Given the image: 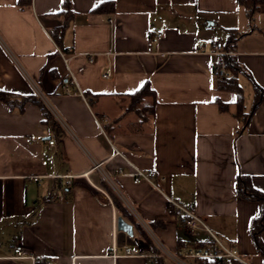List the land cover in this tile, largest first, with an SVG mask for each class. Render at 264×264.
Listing matches in <instances>:
<instances>
[{
    "label": "crops",
    "instance_id": "0c3cea01",
    "mask_svg": "<svg viewBox=\"0 0 264 264\" xmlns=\"http://www.w3.org/2000/svg\"><path fill=\"white\" fill-rule=\"evenodd\" d=\"M63 1L0 0V88L37 92L59 121L45 124L33 103L20 113L0 101V264H32L11 258L17 242L57 264H153L123 255L127 245L158 248L135 225L132 235L118 227L122 214L104 182L170 251L215 250L218 244L208 231H188L166 195L196 208L246 262L264 264L251 234L261 203L236 193L239 174L264 191V98L244 124L228 111L235 110L237 92L217 87L213 56L199 51L201 40L226 45L229 30L248 31L228 51L264 94V19H255L251 29L237 0H114L115 11L104 13L93 11L104 0H71L66 64L51 33L64 22ZM160 30L164 35L153 42ZM71 75L86 100L73 92ZM244 78L253 86L250 97ZM253 80L239 77L247 111L256 99ZM147 81L155 95L144 104H154L152 113L129 110V94ZM220 102L230 108L221 109ZM112 144L138 167L156 170L161 190L135 183ZM33 175L43 177L34 181ZM162 264L178 263L166 257Z\"/></svg>",
    "mask_w": 264,
    "mask_h": 264
},
{
    "label": "trees",
    "instance_id": "16d2710c",
    "mask_svg": "<svg viewBox=\"0 0 264 264\" xmlns=\"http://www.w3.org/2000/svg\"><path fill=\"white\" fill-rule=\"evenodd\" d=\"M239 6L244 9V12L249 20V24L251 25V29H253V22L256 19V15L260 13L264 9V0H237ZM95 12H114L115 11V1L114 0H104L100 2L94 9ZM61 13L65 15L64 22L62 25L56 27L51 30L54 40L59 45L61 50H65L64 47V37L65 32L72 20L73 10L71 8V0H64L63 7ZM248 32V31H247ZM247 32H240L235 29L229 30V34L227 36L226 49L233 50L235 43L237 40ZM64 52V51H63ZM221 63V62H220ZM224 64L227 69L230 71V75L224 78L219 77L214 71L213 77L216 81L217 87L220 89H228L234 90L238 94V99L234 103L235 110L231 111L238 119L243 120L244 124L249 122L254 111L263 101L264 94L263 89L255 83L251 74L245 70V68L240 64L237 59V56L234 53L227 54L224 57ZM242 73L247 74L254 82L255 90H256V99L253 104L252 110L247 111L245 106V95L242 86L239 82V77ZM155 91L152 89L150 81H147L141 88L136 90L135 92L129 94L131 97V102L127 106L129 110H137L141 113V110L150 109L149 112L152 113L153 105H147L145 103V99L148 96H154ZM0 101L7 104L11 111H19L23 113L25 111L26 105L28 103H33L40 108L44 115V123L54 127L59 124V121L52 113L46 102L43 98L37 93H29L22 94L16 91L8 90L0 88ZM221 109H226L230 105L219 103ZM230 108V107H229ZM144 112V111H142ZM104 187L110 196L113 199L117 209L122 214V216L129 220V222L133 223L139 230L146 236L150 241H152L151 236L147 232V230L135 219L134 215L127 208L123 200L119 197V195L113 190V188L106 182H104ZM236 193L238 196H241L246 199L256 200L261 203V212L259 216L254 220L253 225L251 227V234L253 236L256 248L258 252L264 257V240L262 237L264 231V191L256 188L251 181V178L248 175L239 174L236 182ZM243 264V263H242Z\"/></svg>",
    "mask_w": 264,
    "mask_h": 264
},
{
    "label": "built area",
    "instance_id": "2783aa9c",
    "mask_svg": "<svg viewBox=\"0 0 264 264\" xmlns=\"http://www.w3.org/2000/svg\"><path fill=\"white\" fill-rule=\"evenodd\" d=\"M112 22V19H110ZM165 31L160 30L154 33L152 40L153 42H158L160 38L164 35ZM210 45V49L206 50V45ZM61 56L63 57L66 64H68L69 57L65 52H63L60 48H58ZM199 51L208 53L213 56V58L210 61V66L216 74L221 77H227L230 75V71L227 69V67L224 64V57L227 54H231L232 52L228 51L226 49L225 43L221 40H215L212 43H208L206 40H201L199 42ZM92 59V56L90 57ZM221 62V63H220ZM112 74L111 70L108 69L105 73L106 77H110ZM70 83L77 86V82L75 78L71 75ZM67 92H72V90L67 87ZM75 94L81 95L85 100L84 92L77 86V89L73 91ZM95 121L97 125L100 127V129L104 132V126L103 121L95 116ZM54 140H49V145L54 144ZM115 154L120 155L123 159L126 160V162L130 165L132 169V177L133 181L135 183H140L142 181H146L153 185L154 187L161 190L158 180L160 179V176L158 172L154 169L151 170H145L140 167H138L133 161H131L123 152H121L114 144H112ZM100 164H96V166H99ZM118 174H125V171L122 168H118L116 170ZM42 175H33L30 176V178L34 181H40ZM171 205L175 208V210L180 213V219L181 223L186 227V229L190 232H197L199 230H205L208 231L212 236H214L218 247L215 250H210L209 248H190L186 251H179L177 253H174L170 251L163 242L157 238V236L153 233V231L142 222L144 228L147 230L148 233L153 237V239L156 242L158 251L152 250V249H143L140 246L133 245V246H125L123 255L125 256H142L150 260L153 264H162V261L164 258L168 257L178 264H188L186 261H184V258L187 257H193V258H208L215 262V264H221L224 263L226 259H236L244 264H250L246 262L240 255L239 250L237 248H232L226 246L211 230V228L206 224L202 216L199 214L196 208H189L181 203L177 202L175 199H173L171 196L166 195ZM12 255L11 258L16 259H25L29 258L32 260V264H57L54 260L46 258L44 256L35 255L31 252H29L24 245L21 242H17L13 245L12 248ZM114 256H117L116 253H114Z\"/></svg>",
    "mask_w": 264,
    "mask_h": 264
},
{
    "label": "rangeland",
    "instance_id": "374dc122",
    "mask_svg": "<svg viewBox=\"0 0 264 264\" xmlns=\"http://www.w3.org/2000/svg\"><path fill=\"white\" fill-rule=\"evenodd\" d=\"M259 18H263L264 19V15H260V13H258L256 15V19L258 20ZM219 36L225 37L226 35L224 33L220 32ZM242 85L244 87V91H245L246 96L250 97V95H251V93L253 91V86H252L251 82L248 79L244 78L243 82H242ZM221 264H225V261H224V263H221Z\"/></svg>",
    "mask_w": 264,
    "mask_h": 264
},
{
    "label": "water",
    "instance_id": "95a60500",
    "mask_svg": "<svg viewBox=\"0 0 264 264\" xmlns=\"http://www.w3.org/2000/svg\"><path fill=\"white\" fill-rule=\"evenodd\" d=\"M118 227L126 232H128L130 235L133 234V223L127 221L122 215L118 217Z\"/></svg>",
    "mask_w": 264,
    "mask_h": 264
}]
</instances>
